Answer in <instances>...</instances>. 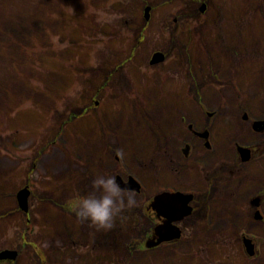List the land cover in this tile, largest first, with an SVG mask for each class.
I'll list each match as a JSON object with an SVG mask.
<instances>
[{
	"label": "rangeland",
	"instance_id": "374dc122",
	"mask_svg": "<svg viewBox=\"0 0 264 264\" xmlns=\"http://www.w3.org/2000/svg\"><path fill=\"white\" fill-rule=\"evenodd\" d=\"M154 51L165 60L150 65ZM238 106L264 117V0H0V251L18 253L0 264H191L192 255L201 264H264V226L247 219L257 260H247L231 234V242L215 237L208 254L200 224L184 229L179 250L138 251L150 246V201L160 188H190L197 172L233 158L215 130L222 137L234 128L236 139L230 113ZM204 111L218 113L213 153L187 128L201 131ZM98 174L142 185L138 206L109 231L73 212ZM25 186L27 215L17 200ZM231 210L237 228L241 211ZM221 221L208 230L220 232Z\"/></svg>",
	"mask_w": 264,
	"mask_h": 264
},
{
	"label": "flooded vegetation",
	"instance_id": "af4514ba",
	"mask_svg": "<svg viewBox=\"0 0 264 264\" xmlns=\"http://www.w3.org/2000/svg\"><path fill=\"white\" fill-rule=\"evenodd\" d=\"M206 7L207 6L205 5V10ZM150 11L151 8L149 7L146 15L145 10H143V19L145 23L150 20ZM140 31L141 29L139 32ZM151 59L152 57L149 60L150 65L159 64H151ZM226 88L228 87H222V91H225ZM200 109H202V107ZM203 115H206L207 119H204L205 123L201 131L196 130L190 123H188L187 128L190 134L202 142L203 149L207 152L213 153L215 151L213 146L217 141L213 140L214 135L212 129L214 121L218 117V113L205 112ZM230 116L236 117V139L232 134V132H234V128L231 129V131L228 130L227 132H224L222 137L216 129L215 136L219 139L220 143H224V140L230 143L231 147H227L226 150L232 151L233 158L223 159L221 161L223 167H221V165H213L214 167L212 168H207L201 172H197L198 176H196L190 188H182L183 190L176 189L173 186H166L162 189L160 188L159 192L153 196L152 201H150L154 223L152 225V229L149 231V237H144L146 240L145 244L150 245V247L147 249H138L139 252L169 249L161 247L172 245L174 246V250H179V246L183 245L181 243L185 242L184 229L191 225L197 226L200 224L204 225L206 229V232L202 233V239L206 240L207 245H210L207 250L208 254H210L209 252L212 250L210 249V247H212L211 244L215 245L219 243V240L215 239V237H223L225 241L231 242L229 238V235L231 234L234 238L233 241L235 243H239V250L245 257L247 254L245 251L244 241H249L248 243L252 246L253 251L252 255L249 256L250 258L246 257L247 260H257L260 257L258 255L261 254V250L260 248L258 250L255 245V237L254 239L252 238V235L254 234L244 228L242 220L247 219L249 222L252 221V225L255 226H264V129L256 131L253 128V123L256 120H264V117L254 118L248 112L242 111L240 106L236 108L235 112L232 111ZM241 131H247L250 134L251 138L249 143H240L237 140V136H239ZM186 146H188V150L187 154H184L183 149ZM239 147H245L247 150L241 153ZM180 154L185 160L190 159V146L187 143L183 144ZM195 164L197 165L198 161H195ZM197 166L200 167L199 165ZM251 167L255 169V172L250 170ZM245 172H249V176L246 179L242 177ZM198 183L200 185H198ZM251 183L253 184L252 187H255V189L253 188L254 190L252 189V191H247L246 196H244L245 199H242L243 201H239V198H236V205H232L233 202H235V194L236 197L239 195L241 187L249 186ZM235 185L236 189L234 188ZM141 191L139 193H141ZM177 191L185 194H191V200L188 202L190 213L186 216L181 217V211L179 209L175 210V205L173 206L170 202L168 203L166 201H162L163 199L160 198L164 192ZM220 194L223 195L221 198ZM221 205H223V208H220ZM232 206L233 208L238 206L239 211H241L239 216L240 225L237 226V228L236 218L232 217L236 215V213H233L231 210ZM241 207H246V209L250 210L243 212ZM219 218H222L221 223L224 224L222 230L220 232L217 231V233H215L216 231H209L208 226L213 222H216ZM173 226L178 228L179 236L174 239L166 240L165 238H168L169 235H165L163 229H165L164 227L171 228ZM230 229L231 231L228 233L227 231ZM186 244L188 245L189 251L184 249H182V251H184L186 256H189L192 249L190 247L189 240L186 241ZM262 244L263 243H261L260 247ZM170 253L175 254V251L170 249ZM167 256H169V254ZM197 260L199 261V264H201V261L197 256H191V264ZM207 262L208 260L206 261V264H208ZM258 262H260V259ZM202 264H204V260L202 261ZM213 264H215V262H213ZM259 264H261V262Z\"/></svg>",
	"mask_w": 264,
	"mask_h": 264
},
{
	"label": "clouds",
	"instance_id": "9594fccd",
	"mask_svg": "<svg viewBox=\"0 0 264 264\" xmlns=\"http://www.w3.org/2000/svg\"><path fill=\"white\" fill-rule=\"evenodd\" d=\"M118 155L123 156L122 150ZM92 191L73 207L79 223H87L96 231H109L123 213L138 206L135 191L121 188L115 176L98 174L91 182Z\"/></svg>",
	"mask_w": 264,
	"mask_h": 264
},
{
	"label": "water",
	"instance_id": "95a60500",
	"mask_svg": "<svg viewBox=\"0 0 264 264\" xmlns=\"http://www.w3.org/2000/svg\"><path fill=\"white\" fill-rule=\"evenodd\" d=\"M204 9V8H200ZM149 10V7L145 8V13L147 15V12ZM164 60V56L161 53H154L151 59V64L160 63ZM258 125V126H257ZM253 128L256 130H262L264 129V121H257L253 124ZM187 148L184 150L186 153ZM246 150H243L245 152ZM117 183L121 186V188H128L131 190L138 191L139 190V184L131 177H129L127 182L122 181L119 177L116 178ZM29 191L25 187L21 189L17 194V200L20 205L21 210L26 211L27 210V197H28ZM160 198H162V201L170 202L173 204V206H179L182 207L181 209V217L186 216L190 213V207L188 206V202L191 200L190 195H184L179 192L176 193H165ZM180 209V208H179ZM180 217V216H179ZM164 233L165 235H169L168 238H165L166 240L174 239L179 236V230L177 227L173 226L171 228L164 227ZM175 235V236H174ZM247 254L249 256L252 255V246L248 243V241H244ZM17 253L15 251H2L0 252V260H14L16 258Z\"/></svg>",
	"mask_w": 264,
	"mask_h": 264
},
{
	"label": "trees",
	"instance_id": "16d2710c",
	"mask_svg": "<svg viewBox=\"0 0 264 264\" xmlns=\"http://www.w3.org/2000/svg\"><path fill=\"white\" fill-rule=\"evenodd\" d=\"M117 17V16H116ZM142 31L143 30H141L140 31V35L142 34ZM139 32H136V34H138ZM106 37V36H105ZM102 42H100L99 44H101ZM25 223H26V226H28L29 228H30V226H29V224L27 223V221H28V218L26 217L25 219ZM34 250L37 252V254L39 255L40 254V251H39V249H38V247L36 246V245H34Z\"/></svg>",
	"mask_w": 264,
	"mask_h": 264
},
{
	"label": "bare ground",
	"instance_id": "6f19581e",
	"mask_svg": "<svg viewBox=\"0 0 264 264\" xmlns=\"http://www.w3.org/2000/svg\"><path fill=\"white\" fill-rule=\"evenodd\" d=\"M123 180H124V179H123ZM179 208H180V209H179ZM174 209H175V210H176V209H179V210L181 211V207H179V206H176V208H174Z\"/></svg>",
	"mask_w": 264,
	"mask_h": 264
}]
</instances>
